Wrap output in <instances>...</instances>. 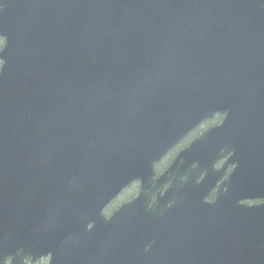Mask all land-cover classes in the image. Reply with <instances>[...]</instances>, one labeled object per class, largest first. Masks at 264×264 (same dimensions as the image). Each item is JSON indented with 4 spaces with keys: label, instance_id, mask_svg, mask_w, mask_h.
Here are the masks:
<instances>
[{
    "label": "water",
    "instance_id": "obj_1",
    "mask_svg": "<svg viewBox=\"0 0 264 264\" xmlns=\"http://www.w3.org/2000/svg\"><path fill=\"white\" fill-rule=\"evenodd\" d=\"M256 27L264 0H0V264H264V202H240L264 199V158L205 199L255 85L238 79L251 50L231 32Z\"/></svg>",
    "mask_w": 264,
    "mask_h": 264
},
{
    "label": "flooded vegetation",
    "instance_id": "obj_2",
    "mask_svg": "<svg viewBox=\"0 0 264 264\" xmlns=\"http://www.w3.org/2000/svg\"><path fill=\"white\" fill-rule=\"evenodd\" d=\"M227 31L228 30H224L223 32L226 33ZM216 33H218V31ZM231 33L239 35L235 39L238 45L247 47L251 50L246 51L243 49L237 53L238 56L247 57L245 59L235 60L239 64V70L241 72L238 74V79L252 81L255 85L252 86V91L244 92V95L249 97H246L245 100L241 102L239 109H236L237 116L235 117L234 125L224 132L222 139L218 141L219 145L223 147L219 151L220 156L214 159L210 167L211 171L215 173L211 176H216L218 180L205 197L209 202L214 200L221 183L232 175L235 168L237 171L238 167L241 168L243 166L242 162L244 160H251L252 164H254L252 165V169L255 170V163L258 157L264 158V149L259 151V146L264 145V27L250 29L238 28L233 29ZM246 34L251 35L246 36ZM214 44L226 47L227 43L219 37ZM226 118V112L216 113L213 117L204 120L191 130L180 142L168 150L167 153L154 164V178L163 174L172 165L179 153L189 146L194 139L208 128L223 124ZM247 145H250L251 148L248 149L246 147ZM206 153L209 158L216 155L215 150L211 151L209 148ZM187 168L197 169L198 166L195 162ZM185 176L186 175L182 176L181 179L183 180ZM204 176V171H201V174L196 177V182H199ZM168 185L169 182L165 183L161 190L164 191ZM138 192L139 182L134 181L109 203L104 212H106L107 215L110 214L122 203L130 201ZM124 194L128 195H126L125 198L121 197ZM155 198L156 193H153L151 203ZM240 202L247 205H254L264 202V199H247ZM113 203H118L115 208H112L113 206L111 207ZM42 259L48 260V257H42L33 262H31L30 259H25V262L27 264H40L39 262ZM6 264L9 263L6 262Z\"/></svg>",
    "mask_w": 264,
    "mask_h": 264
},
{
    "label": "rangeland",
    "instance_id": "obj_3",
    "mask_svg": "<svg viewBox=\"0 0 264 264\" xmlns=\"http://www.w3.org/2000/svg\"><path fill=\"white\" fill-rule=\"evenodd\" d=\"M1 45H2V39L0 38V47H1ZM129 193V192H128ZM126 195H128V194H124L123 196H121V197H124L125 198V196ZM116 203H113V204H111V207L112 208H115L116 206H117V204L115 205ZM115 205V206H114ZM40 264H46L47 263V260L46 259H42V260H40V262H39Z\"/></svg>",
    "mask_w": 264,
    "mask_h": 264
}]
</instances>
